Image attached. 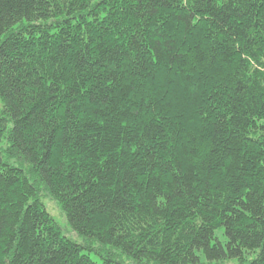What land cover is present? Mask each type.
I'll return each mask as SVG.
<instances>
[{"label":"trees","instance_id":"16d2710c","mask_svg":"<svg viewBox=\"0 0 264 264\" xmlns=\"http://www.w3.org/2000/svg\"><path fill=\"white\" fill-rule=\"evenodd\" d=\"M209 12L0 0V264H264V0Z\"/></svg>","mask_w":264,"mask_h":264},{"label":"rangeland","instance_id":"374dc122","mask_svg":"<svg viewBox=\"0 0 264 264\" xmlns=\"http://www.w3.org/2000/svg\"><path fill=\"white\" fill-rule=\"evenodd\" d=\"M43 198V203L46 207V210L48 211V213L55 219V221L57 222L58 226L60 227L61 229V232L64 236L68 237V238H71L73 240H76L77 241V237L71 233L70 229L68 228V226L66 225V222L64 220V217L60 211V209L58 208L57 204L48 199V198H45L44 196H42ZM219 241L221 242L222 244H225L226 242V238L223 234V229L220 228V229H217L215 231V241ZM215 241H213L212 243H214ZM92 258L94 260H98L96 257H94L92 255ZM249 260H251V258H249ZM223 264H240L237 260H229Z\"/></svg>","mask_w":264,"mask_h":264},{"label":"snow or ice","instance_id":"6c2138e0","mask_svg":"<svg viewBox=\"0 0 264 264\" xmlns=\"http://www.w3.org/2000/svg\"><path fill=\"white\" fill-rule=\"evenodd\" d=\"M187 2V0H186ZM153 6L155 7L157 4V0H152ZM232 3V0H196V6L199 8L200 5H203L204 8L211 9V12H209V15H212L213 13H223L226 11ZM171 5H169L170 7ZM261 201H264V196L260 197ZM260 211L264 212V206L260 208Z\"/></svg>","mask_w":264,"mask_h":264}]
</instances>
